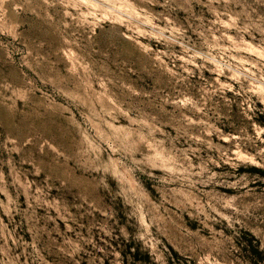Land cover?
<instances>
[{
	"label": "rangeland",
	"instance_id": "1",
	"mask_svg": "<svg viewBox=\"0 0 264 264\" xmlns=\"http://www.w3.org/2000/svg\"><path fill=\"white\" fill-rule=\"evenodd\" d=\"M0 264H264V0H0Z\"/></svg>",
	"mask_w": 264,
	"mask_h": 264
}]
</instances>
